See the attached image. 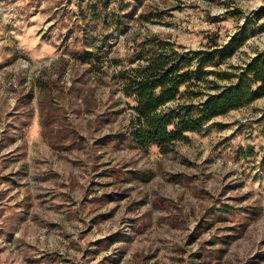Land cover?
<instances>
[{"label":"rangeland","instance_id":"obj_1","mask_svg":"<svg viewBox=\"0 0 264 264\" xmlns=\"http://www.w3.org/2000/svg\"><path fill=\"white\" fill-rule=\"evenodd\" d=\"M235 35L204 94L264 54V0H0V264H264V97L164 153L121 76Z\"/></svg>","mask_w":264,"mask_h":264},{"label":"trees","instance_id":"obj_2","mask_svg":"<svg viewBox=\"0 0 264 264\" xmlns=\"http://www.w3.org/2000/svg\"><path fill=\"white\" fill-rule=\"evenodd\" d=\"M244 39L235 35L225 45L216 40L208 51L187 53L168 46L159 47L139 55L142 63L121 73L124 94L136 100L130 136L139 148L157 146L167 153L175 142L186 139L187 132L197 131L212 118L264 97L262 53L240 68L239 73H224L223 77L235 76L236 80L223 87L213 85L214 93L204 94L196 84L211 75H221L219 67L237 53ZM155 40L152 38L148 44ZM211 66L213 69H207ZM184 86L186 90L182 91ZM187 95L190 99L201 96L204 99L198 104L167 106Z\"/></svg>","mask_w":264,"mask_h":264}]
</instances>
